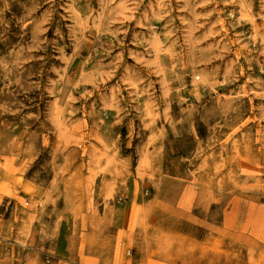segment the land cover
Here are the masks:
<instances>
[{"label": "rangeland", "instance_id": "obj_1", "mask_svg": "<svg viewBox=\"0 0 264 264\" xmlns=\"http://www.w3.org/2000/svg\"><path fill=\"white\" fill-rule=\"evenodd\" d=\"M0 264H264V0H0Z\"/></svg>", "mask_w": 264, "mask_h": 264}]
</instances>
